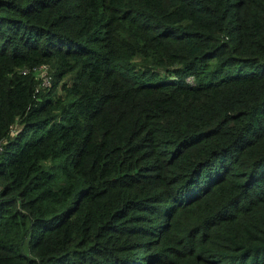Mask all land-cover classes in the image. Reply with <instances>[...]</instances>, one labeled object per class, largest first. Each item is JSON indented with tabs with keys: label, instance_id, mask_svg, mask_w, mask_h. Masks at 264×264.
<instances>
[{
	"label": "trees",
	"instance_id": "obj_1",
	"mask_svg": "<svg viewBox=\"0 0 264 264\" xmlns=\"http://www.w3.org/2000/svg\"><path fill=\"white\" fill-rule=\"evenodd\" d=\"M0 264H264V0H0Z\"/></svg>",
	"mask_w": 264,
	"mask_h": 264
},
{
	"label": "rangeland",
	"instance_id": "obj_2",
	"mask_svg": "<svg viewBox=\"0 0 264 264\" xmlns=\"http://www.w3.org/2000/svg\"><path fill=\"white\" fill-rule=\"evenodd\" d=\"M39 77H41L43 80L45 79L47 82H50L51 78L49 75V70L47 68H41L40 70L37 71ZM46 87V86H45Z\"/></svg>",
	"mask_w": 264,
	"mask_h": 264
},
{
	"label": "built area",
	"instance_id": "obj_3",
	"mask_svg": "<svg viewBox=\"0 0 264 264\" xmlns=\"http://www.w3.org/2000/svg\"><path fill=\"white\" fill-rule=\"evenodd\" d=\"M43 82H44V86H48L49 85V82H47L45 79L43 80Z\"/></svg>",
	"mask_w": 264,
	"mask_h": 264
}]
</instances>
